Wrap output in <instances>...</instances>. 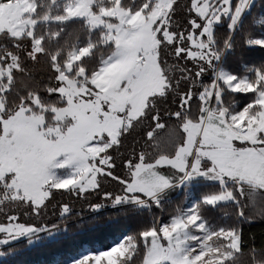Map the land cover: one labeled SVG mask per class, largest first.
Segmentation results:
<instances>
[{
	"label": "snow or ice",
	"instance_id": "1",
	"mask_svg": "<svg viewBox=\"0 0 264 264\" xmlns=\"http://www.w3.org/2000/svg\"><path fill=\"white\" fill-rule=\"evenodd\" d=\"M256 223L264 0H0L2 264H264Z\"/></svg>",
	"mask_w": 264,
	"mask_h": 264
},
{
	"label": "trees",
	"instance_id": "2",
	"mask_svg": "<svg viewBox=\"0 0 264 264\" xmlns=\"http://www.w3.org/2000/svg\"><path fill=\"white\" fill-rule=\"evenodd\" d=\"M264 226L260 223L252 224V225H246V231H255L258 233L259 229ZM131 227V225H129ZM122 229H113V232H119ZM109 239L112 238V236L109 234ZM67 252V246L64 247H49L46 249H41L38 252H33L25 255L23 257L24 264H51V262L54 260V258L57 255L60 254H66ZM0 264H2V261H0Z\"/></svg>",
	"mask_w": 264,
	"mask_h": 264
}]
</instances>
